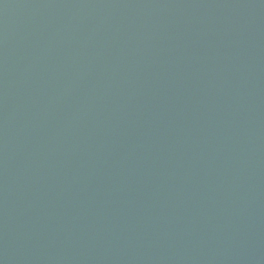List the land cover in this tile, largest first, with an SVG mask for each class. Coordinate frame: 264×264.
I'll use <instances>...</instances> for the list:
<instances>
[{
  "label": "water",
  "instance_id": "1",
  "mask_svg": "<svg viewBox=\"0 0 264 264\" xmlns=\"http://www.w3.org/2000/svg\"><path fill=\"white\" fill-rule=\"evenodd\" d=\"M0 264H264V0H0Z\"/></svg>",
  "mask_w": 264,
  "mask_h": 264
}]
</instances>
